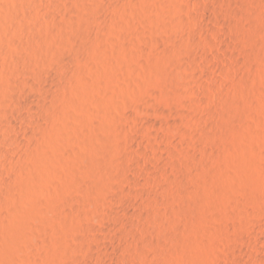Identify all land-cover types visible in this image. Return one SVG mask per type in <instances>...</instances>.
<instances>
[{
  "label": "rangeland",
  "instance_id": "1",
  "mask_svg": "<svg viewBox=\"0 0 264 264\" xmlns=\"http://www.w3.org/2000/svg\"><path fill=\"white\" fill-rule=\"evenodd\" d=\"M0 264H264V0H0Z\"/></svg>",
  "mask_w": 264,
  "mask_h": 264
},
{
  "label": "bare ground",
  "instance_id": "2",
  "mask_svg": "<svg viewBox=\"0 0 264 264\" xmlns=\"http://www.w3.org/2000/svg\"><path fill=\"white\" fill-rule=\"evenodd\" d=\"M86 38V37H85ZM86 40V39H85ZM72 41V40H71ZM80 41H82V40H80Z\"/></svg>",
  "mask_w": 264,
  "mask_h": 264
}]
</instances>
